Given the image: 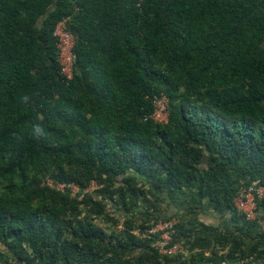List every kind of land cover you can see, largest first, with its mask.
Returning a JSON list of instances; mask_svg holds the SVG:
<instances>
[{
    "label": "trees",
    "instance_id": "trees-1",
    "mask_svg": "<svg viewBox=\"0 0 264 264\" xmlns=\"http://www.w3.org/2000/svg\"><path fill=\"white\" fill-rule=\"evenodd\" d=\"M63 19L76 39L69 82L53 36ZM155 96L168 99L166 124L148 118ZM33 122L45 137L28 133ZM47 180L75 184L81 200ZM255 182L264 185V0H0L3 263L264 264V200L253 221L233 206ZM153 200L170 211L147 209L144 222L177 219L171 244L185 239L188 258L160 255L131 220L105 243L93 217L79 219L82 205L113 220L106 202L127 216ZM207 207L230 214L234 230L192 222ZM181 209L195 237L182 233ZM139 245L147 258L127 260Z\"/></svg>",
    "mask_w": 264,
    "mask_h": 264
},
{
    "label": "rangeland",
    "instance_id": "rangeland-1",
    "mask_svg": "<svg viewBox=\"0 0 264 264\" xmlns=\"http://www.w3.org/2000/svg\"><path fill=\"white\" fill-rule=\"evenodd\" d=\"M145 186H148L147 184H145ZM96 189V185L94 182L93 186H90L86 189L87 192H92L93 190ZM69 195L72 198H77L78 201L81 200L82 198V194L80 193L79 189H71L69 190ZM152 201V199H151ZM150 207L148 208L149 204L147 202H143L140 203L139 206L135 209H133L131 211V213H129L127 216H123L120 212H117V207L115 205H113V203L111 202H106V207H105V212L107 214H109V216L113 219V220H106V218H96L95 215L90 214L88 211V208L84 207L83 205L80 206V208L82 209V214L80 215L79 219L83 218L85 215L89 216V217H93V224L94 227L96 229L101 230L104 233V242L105 243H109L110 241H115L116 237H118L119 233L124 231L126 229V220H131L132 223L135 226V229L131 231V233L133 235H135L137 237V239L139 240H149L151 241V245L150 247L153 249L158 248L159 242H160V235L161 232H156L155 230H158V222L155 220H151L148 223L144 222V220L146 219V217H149V214L147 213V209L148 211H152L154 210V208L156 206L160 207V213L164 214V215H168L167 213L170 211V208L165 206V203H162L161 200L160 201H155L153 200V202H150ZM149 211V212H150ZM179 214H182L183 219H181L182 221V233L183 231H187L189 233L190 236L195 237L196 235V229H190L189 227V221H187L191 215L185 214V210L181 209L180 211H178ZM183 214L185 215V217L183 216ZM171 221L174 222V226L172 228V232L170 233V239L173 240V237H177V232L175 229V225L177 223V219H171ZM180 221V222H181ZM204 222L206 225H208L209 227L212 228H219L223 231H227L229 232V230L231 231L232 229L234 230V224L231 220V216L230 214L225 213L224 211H216L215 209H212L211 207H207L205 209V213H198L197 215V219L195 221L192 222ZM166 222V221H164ZM191 223V222H190ZM143 224V226H150L148 228H140V225ZM260 224H264V221H260ZM156 232V233H155ZM150 235H153L152 237H150ZM157 235V236H156ZM203 234L199 235V237H202ZM185 239L182 240V242L184 243V246L187 250V246L186 243L184 242ZM144 244V243H141ZM144 245H139L137 246L135 249H133L132 251H128L125 254V258L131 262H137L139 261L141 258H147L148 255V251L146 249L143 248ZM184 249V248H183ZM192 252H195V250H193ZM226 250H221L220 248L217 249L216 251V256L220 255V254H225ZM0 253H4L3 248L0 246ZM180 254V253H179ZM183 254L182 256L184 258H188V256L190 255V252L185 251V249L183 250V252L181 253ZM210 253L207 252L206 255H209ZM176 256L177 253H176ZM260 261H258L257 259L245 262L244 264H259ZM0 264H5L0 260ZM222 264H226V263H222ZM231 264V263H228Z\"/></svg>",
    "mask_w": 264,
    "mask_h": 264
},
{
    "label": "built area",
    "instance_id": "built-area-1",
    "mask_svg": "<svg viewBox=\"0 0 264 264\" xmlns=\"http://www.w3.org/2000/svg\"><path fill=\"white\" fill-rule=\"evenodd\" d=\"M68 19L59 21L54 28L53 36L56 38L57 58L60 65V74L65 82H69L74 76L75 66V52L74 47L76 39L74 35L67 28ZM153 111L148 117L154 123L166 124L169 116L168 99L165 96H155L153 98ZM47 185L50 188H54L63 192L68 189H78L73 184L54 183L51 180H47ZM94 182H91L90 186H93ZM264 200V185L258 183H252L247 187H241L236 196L233 198V206L236 212L243 216L248 221H253L258 218V204L257 202ZM158 230L161 232L160 242L157 251L162 256H171L176 253L183 252V246L180 243L171 244V232L174 226L173 221H159ZM264 230V224L260 225ZM155 232V233H156Z\"/></svg>",
    "mask_w": 264,
    "mask_h": 264
},
{
    "label": "clouds",
    "instance_id": "clouds-1",
    "mask_svg": "<svg viewBox=\"0 0 264 264\" xmlns=\"http://www.w3.org/2000/svg\"><path fill=\"white\" fill-rule=\"evenodd\" d=\"M20 102L24 105H30L31 97L28 95H24L23 97H21ZM38 119H42V117H39ZM27 131L33 138L37 140L46 136L45 129L41 123H37V122L31 123ZM20 135L21 136L23 135V130L21 131Z\"/></svg>",
    "mask_w": 264,
    "mask_h": 264
}]
</instances>
